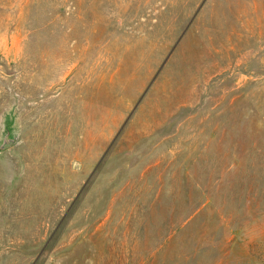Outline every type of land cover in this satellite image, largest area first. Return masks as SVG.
Segmentation results:
<instances>
[{
	"label": "rangeland",
	"instance_id": "1",
	"mask_svg": "<svg viewBox=\"0 0 264 264\" xmlns=\"http://www.w3.org/2000/svg\"><path fill=\"white\" fill-rule=\"evenodd\" d=\"M0 264H264V0H0Z\"/></svg>",
	"mask_w": 264,
	"mask_h": 264
},
{
	"label": "water",
	"instance_id": "2",
	"mask_svg": "<svg viewBox=\"0 0 264 264\" xmlns=\"http://www.w3.org/2000/svg\"><path fill=\"white\" fill-rule=\"evenodd\" d=\"M16 141H17V136L15 134H11L9 123H6L5 133L2 135V138L0 141V150L6 149L12 146Z\"/></svg>",
	"mask_w": 264,
	"mask_h": 264
}]
</instances>
